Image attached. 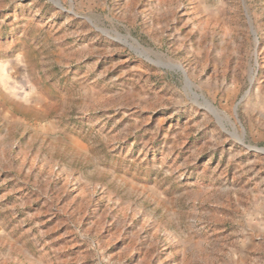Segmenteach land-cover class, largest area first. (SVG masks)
I'll return each mask as SVG.
<instances>
[{"label":"rangeland","instance_id":"obj_1","mask_svg":"<svg viewBox=\"0 0 264 264\" xmlns=\"http://www.w3.org/2000/svg\"><path fill=\"white\" fill-rule=\"evenodd\" d=\"M263 150L264 0H0V264H264Z\"/></svg>","mask_w":264,"mask_h":264},{"label":"water","instance_id":"obj_2","mask_svg":"<svg viewBox=\"0 0 264 264\" xmlns=\"http://www.w3.org/2000/svg\"><path fill=\"white\" fill-rule=\"evenodd\" d=\"M253 78H251L250 82H252ZM248 91L244 93V95L241 97V100L247 95ZM264 151V150H263Z\"/></svg>","mask_w":264,"mask_h":264}]
</instances>
